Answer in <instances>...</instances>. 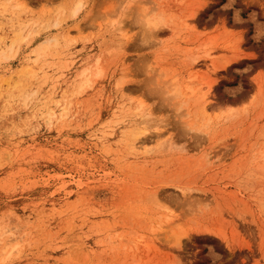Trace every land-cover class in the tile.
<instances>
[{"label":"rangeland","instance_id":"rangeland-1","mask_svg":"<svg viewBox=\"0 0 264 264\" xmlns=\"http://www.w3.org/2000/svg\"><path fill=\"white\" fill-rule=\"evenodd\" d=\"M0 264H264V0H0Z\"/></svg>","mask_w":264,"mask_h":264},{"label":"bare ground","instance_id":"bare-ground-1","mask_svg":"<svg viewBox=\"0 0 264 264\" xmlns=\"http://www.w3.org/2000/svg\"><path fill=\"white\" fill-rule=\"evenodd\" d=\"M77 8V7H76ZM205 105V104H204ZM207 107V106H206ZM142 144V143H141Z\"/></svg>","mask_w":264,"mask_h":264}]
</instances>
